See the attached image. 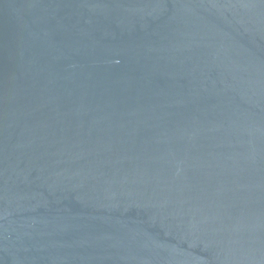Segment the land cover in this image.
Wrapping results in <instances>:
<instances>
[{
  "label": "water",
  "instance_id": "water-1",
  "mask_svg": "<svg viewBox=\"0 0 264 264\" xmlns=\"http://www.w3.org/2000/svg\"><path fill=\"white\" fill-rule=\"evenodd\" d=\"M0 264H264V0H0Z\"/></svg>",
  "mask_w": 264,
  "mask_h": 264
}]
</instances>
